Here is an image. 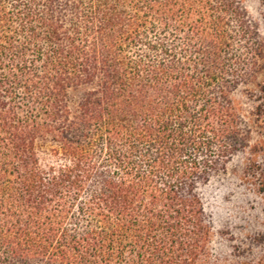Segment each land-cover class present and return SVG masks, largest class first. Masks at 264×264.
<instances>
[{"label": "trees", "instance_id": "obj_1", "mask_svg": "<svg viewBox=\"0 0 264 264\" xmlns=\"http://www.w3.org/2000/svg\"><path fill=\"white\" fill-rule=\"evenodd\" d=\"M241 4L0 0V264H224L210 187L248 149L264 193Z\"/></svg>", "mask_w": 264, "mask_h": 264}, {"label": "rangeland", "instance_id": "obj_2", "mask_svg": "<svg viewBox=\"0 0 264 264\" xmlns=\"http://www.w3.org/2000/svg\"><path fill=\"white\" fill-rule=\"evenodd\" d=\"M249 21L256 26L264 50V0H241ZM256 84L242 86L238 98L245 114L256 112L251 146L257 152V181H264V62ZM248 128V120L245 119ZM248 149L239 153L210 187L206 204L214 219L213 258L224 264L255 263L264 242V193L251 184ZM256 238V240H255Z\"/></svg>", "mask_w": 264, "mask_h": 264}]
</instances>
